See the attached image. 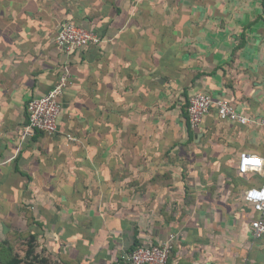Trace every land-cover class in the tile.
Listing matches in <instances>:
<instances>
[{"label":"crops","instance_id":"obj_1","mask_svg":"<svg viewBox=\"0 0 264 264\" xmlns=\"http://www.w3.org/2000/svg\"><path fill=\"white\" fill-rule=\"evenodd\" d=\"M65 22L100 43L62 54ZM63 69L56 134L24 138L27 103ZM197 93L251 122L212 108L190 129ZM263 120L264 0H0V250L127 264L173 235L168 264H264V213L243 199L264 166L238 173L240 153L264 158Z\"/></svg>","mask_w":264,"mask_h":264},{"label":"built area","instance_id":"obj_2","mask_svg":"<svg viewBox=\"0 0 264 264\" xmlns=\"http://www.w3.org/2000/svg\"><path fill=\"white\" fill-rule=\"evenodd\" d=\"M100 43L99 37L92 31L71 22L63 23L55 37L59 52L72 55L90 45ZM70 84V75L66 69L61 71L57 83L45 95L34 98L26 106V125L23 129L24 138H32L36 133L53 136L58 130V118L61 113V97ZM215 109L219 119L232 123L246 125L251 121L241 115L231 102L215 99L207 93H197L187 100V120L190 129H197L207 114ZM264 125V120L260 122ZM252 161H259L253 163ZM264 166V158L246 152L239 154L238 173L245 175L258 172ZM245 203L256 213H264V186L251 187L245 191ZM251 235L254 240L264 236V220L262 217L253 219L250 223ZM175 236L161 245H140L131 251L127 257L128 264H168Z\"/></svg>","mask_w":264,"mask_h":264},{"label":"trees","instance_id":"obj_3","mask_svg":"<svg viewBox=\"0 0 264 264\" xmlns=\"http://www.w3.org/2000/svg\"><path fill=\"white\" fill-rule=\"evenodd\" d=\"M186 108H187V102H186ZM190 128V127H189ZM33 241V240H32ZM140 246V245H138ZM137 245L133 246V248L131 249V251H133L136 247H138ZM32 242L29 243V249L26 253L27 257L30 256L31 252H32ZM10 249H4L0 250V259L2 264H25L26 260L19 258L18 256H12L11 252L9 251ZM130 251V252H131ZM27 257L25 256V258L27 259ZM128 264V263H127Z\"/></svg>","mask_w":264,"mask_h":264},{"label":"rangeland","instance_id":"obj_4","mask_svg":"<svg viewBox=\"0 0 264 264\" xmlns=\"http://www.w3.org/2000/svg\"><path fill=\"white\" fill-rule=\"evenodd\" d=\"M32 247L34 248V244H32ZM33 248L31 249L32 252H31L30 256H28V257L26 255L28 250H26L24 254H20L19 250H16L17 248H12V250H9V251L11 252L12 256L15 255V256L21 257V259L26 260L25 264H38V261L36 260ZM25 256L27 257V259L25 258ZM42 260L44 261V264H54V263H50V258L48 256L43 257ZM0 264H2L1 259H0Z\"/></svg>","mask_w":264,"mask_h":264},{"label":"snow or ice","instance_id":"obj_5","mask_svg":"<svg viewBox=\"0 0 264 264\" xmlns=\"http://www.w3.org/2000/svg\"><path fill=\"white\" fill-rule=\"evenodd\" d=\"M253 163H259V161H252Z\"/></svg>","mask_w":264,"mask_h":264}]
</instances>
